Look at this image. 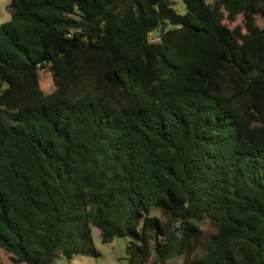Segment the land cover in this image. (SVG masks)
I'll return each mask as SVG.
<instances>
[{
  "label": "trees",
  "instance_id": "1",
  "mask_svg": "<svg viewBox=\"0 0 264 264\" xmlns=\"http://www.w3.org/2000/svg\"><path fill=\"white\" fill-rule=\"evenodd\" d=\"M180 1L182 13L177 0L10 1L0 249L12 263L97 256L95 225L103 242L128 239V264H149L150 238L154 264H264V0Z\"/></svg>",
  "mask_w": 264,
  "mask_h": 264
},
{
  "label": "rangeland",
  "instance_id": "2",
  "mask_svg": "<svg viewBox=\"0 0 264 264\" xmlns=\"http://www.w3.org/2000/svg\"><path fill=\"white\" fill-rule=\"evenodd\" d=\"M10 1L11 0H0V24L10 18ZM211 3L214 0H206ZM175 9L182 13L184 11V4L177 0V3L174 5ZM241 19V16L237 17L236 22ZM256 22L259 26H264V16L257 14ZM235 23V22H234ZM156 35V34H155ZM151 37H154L151 36ZM40 79L42 87H46L48 90L53 89V83L51 80L50 73L43 69L40 70ZM151 214L157 215L163 222H166L167 219L162 215V213L158 210L152 211ZM206 220H203L199 223V225L206 229L207 225H204ZM211 231V230H210ZM91 236H92V244L94 248L99 252V255H83V254H75L73 258L68 261L64 258L61 253L55 255V262L57 264H128V254L130 252V245L128 243V239L125 237H114L110 242H103L101 239V231L95 225H91ZM127 247H129V251L127 254ZM149 251H150V260L149 264H154L155 262V253H154V240L150 238L149 240ZM185 254L176 255L174 257L169 258L166 263L163 264H181ZM0 261L2 264H15L12 263L9 254L4 250L0 249ZM25 264V263H19Z\"/></svg>",
  "mask_w": 264,
  "mask_h": 264
},
{
  "label": "built area",
  "instance_id": "3",
  "mask_svg": "<svg viewBox=\"0 0 264 264\" xmlns=\"http://www.w3.org/2000/svg\"><path fill=\"white\" fill-rule=\"evenodd\" d=\"M149 41L150 42H157V41H159V38L158 37H149Z\"/></svg>",
  "mask_w": 264,
  "mask_h": 264
},
{
  "label": "water",
  "instance_id": "4",
  "mask_svg": "<svg viewBox=\"0 0 264 264\" xmlns=\"http://www.w3.org/2000/svg\"><path fill=\"white\" fill-rule=\"evenodd\" d=\"M128 251H129V247H127V254H128Z\"/></svg>",
  "mask_w": 264,
  "mask_h": 264
}]
</instances>
